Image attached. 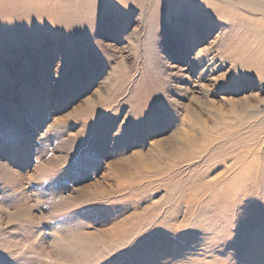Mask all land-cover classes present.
<instances>
[{
	"label": "rangeland",
	"instance_id": "obj_1",
	"mask_svg": "<svg viewBox=\"0 0 264 264\" xmlns=\"http://www.w3.org/2000/svg\"><path fill=\"white\" fill-rule=\"evenodd\" d=\"M0 264H264V0H0Z\"/></svg>",
	"mask_w": 264,
	"mask_h": 264
},
{
	"label": "bare ground",
	"instance_id": "obj_2",
	"mask_svg": "<svg viewBox=\"0 0 264 264\" xmlns=\"http://www.w3.org/2000/svg\"><path fill=\"white\" fill-rule=\"evenodd\" d=\"M14 5V4H13ZM21 6V5H20ZM36 5H33L31 8H32V10H34L33 11V13L34 14H36V15H40V11L38 10V8L37 7H35ZM12 7H14V6H12ZM35 8H37V9H35ZM15 10V9H14ZM21 10H23V9H21ZM27 10V9H26ZM27 14V13H26ZM28 15V14H27ZM183 137V138H182ZM181 138H182V140H184L185 142L186 141H188V137L185 135V136H181ZM163 143V142H162ZM156 144H157V146H159L160 144H161V142L160 141H156ZM189 144V143H188Z\"/></svg>",
	"mask_w": 264,
	"mask_h": 264
}]
</instances>
